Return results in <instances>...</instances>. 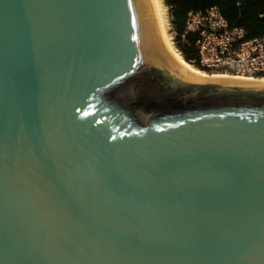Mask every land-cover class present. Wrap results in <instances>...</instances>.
Instances as JSON below:
<instances>
[{"label": "water", "instance_id": "95a60500", "mask_svg": "<svg viewBox=\"0 0 264 264\" xmlns=\"http://www.w3.org/2000/svg\"><path fill=\"white\" fill-rule=\"evenodd\" d=\"M0 264H264V82L153 0H0Z\"/></svg>", "mask_w": 264, "mask_h": 264}, {"label": "built area", "instance_id": "2783aa9c", "mask_svg": "<svg viewBox=\"0 0 264 264\" xmlns=\"http://www.w3.org/2000/svg\"><path fill=\"white\" fill-rule=\"evenodd\" d=\"M189 32L195 36L201 70L248 79L264 77V36L247 38L243 28L229 25L218 7L190 11L182 37Z\"/></svg>", "mask_w": 264, "mask_h": 264}, {"label": "trees", "instance_id": "16d2710c", "mask_svg": "<svg viewBox=\"0 0 264 264\" xmlns=\"http://www.w3.org/2000/svg\"><path fill=\"white\" fill-rule=\"evenodd\" d=\"M169 9L174 28V41L182 57L199 67L194 46L195 36L186 33L185 22L190 11H205L211 6L218 7L230 26L243 28L247 38L264 36V0H163Z\"/></svg>", "mask_w": 264, "mask_h": 264}, {"label": "bare ground", "instance_id": "6f19581e", "mask_svg": "<svg viewBox=\"0 0 264 264\" xmlns=\"http://www.w3.org/2000/svg\"><path fill=\"white\" fill-rule=\"evenodd\" d=\"M155 11L157 14L158 22L160 25V29L162 32V36L165 42V45L167 47L168 53L170 55L171 61H173L175 64H177L179 67H181L183 70L188 72L193 77H199V78H208V79H224V80H239V81H254V82H264L263 78L258 79H248L243 77H238L230 74L225 73H206L204 71H201L188 61H186L180 52L175 48L172 41L170 40L169 36L166 33V23H165V17H164V9L161 7L160 0H153Z\"/></svg>", "mask_w": 264, "mask_h": 264}, {"label": "rangeland", "instance_id": "374dc122", "mask_svg": "<svg viewBox=\"0 0 264 264\" xmlns=\"http://www.w3.org/2000/svg\"><path fill=\"white\" fill-rule=\"evenodd\" d=\"M160 3H161V7L164 9V17H165V23H166V33L169 36V38L172 41V43L175 46V48L178 50V48H177V46L175 44V41H174V28H173V25L171 23V17H170L169 9L165 5V3H164L163 0H160ZM201 71H204V70H201ZM204 72H206V73H213V72L214 73H221V72H215V71H212V72H210V71H204Z\"/></svg>", "mask_w": 264, "mask_h": 264}]
</instances>
